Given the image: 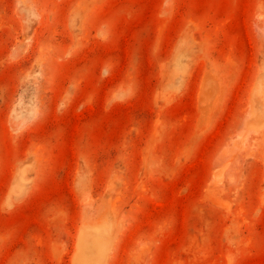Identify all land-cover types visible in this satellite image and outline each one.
Here are the masks:
<instances>
[{"label":"rangeland","instance_id":"374dc122","mask_svg":"<svg viewBox=\"0 0 264 264\" xmlns=\"http://www.w3.org/2000/svg\"><path fill=\"white\" fill-rule=\"evenodd\" d=\"M0 264H264V0H0Z\"/></svg>","mask_w":264,"mask_h":264}]
</instances>
